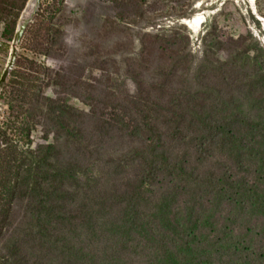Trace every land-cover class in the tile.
<instances>
[{"label":"rangeland","instance_id":"374dc122","mask_svg":"<svg viewBox=\"0 0 264 264\" xmlns=\"http://www.w3.org/2000/svg\"><path fill=\"white\" fill-rule=\"evenodd\" d=\"M23 2L24 0H0V134H6L0 139V150L13 146L20 153H24L23 170H26L31 164L30 160L34 158L31 153L40 146L56 145L64 151L62 160L71 157L73 160L77 159L76 156L70 155L65 147V138L57 134V127L50 120L51 112L42 102L44 98L68 99V105L79 115L75 121L87 134H90L106 100L111 99L116 107L126 98L137 95L138 85L135 84L133 72L141 73L142 79L147 84L157 81L154 70L165 63L158 57V48H155L154 54L150 57V68L146 71L139 69L142 58L141 38L144 35H164L168 38L174 36L172 35L174 33L178 34V37L187 36L188 46L184 48V53L177 58V61L186 55L191 57L190 73L187 77L191 90L207 91L208 95L211 94L223 107L229 105L226 96L233 95L243 105L247 115L254 116V112L250 109L251 100L246 93L234 90L232 85L238 82L236 78L242 76L241 79H245L256 94L264 90V0H140L139 10L136 8L135 0H40L39 7L38 1L35 2L31 16L24 21L29 24L26 26L23 22V27L26 26V29L17 44L13 43L14 37L12 40L7 38L6 28L8 23L15 20V15L19 13L18 7ZM12 3H16L17 7H11ZM140 10L143 11V16L136 24H130L129 19L132 17L135 19L134 13H139ZM23 11L20 12L21 15ZM120 14H125V21ZM44 29H51L50 38L41 48L36 37L45 34ZM243 42L249 45L247 55L252 59L250 65L246 69H242L239 65L232 70V76H226L225 80L222 74L216 77L220 69L214 64V60L219 58L224 61L236 48L235 46L241 47L245 44ZM96 45L101 48L97 52ZM178 45L179 42L174 43V49ZM43 51L48 55L42 54ZM186 64L181 62L180 66L175 65L178 75L183 73ZM175 66L171 65L170 68H176ZM40 67L49 69L53 79H47V75L40 72ZM13 73L28 77L31 81L12 76ZM37 78L44 81L37 82ZM112 79L119 80L115 88H112L114 87L111 85ZM51 80H55L58 86L53 84L47 86ZM31 82L38 87L33 89V92L40 93L41 97L40 102L32 105L21 102V98L26 93L24 91L31 88L29 86ZM213 83L216 88L211 86ZM220 88L224 91L221 92ZM112 90L115 91L117 99L107 95ZM30 100L26 99V101ZM259 106H264V100ZM31 107L35 108V117L27 133L30 140L28 144L24 141L20 129ZM5 137L8 144L2 143ZM136 145L137 142L131 143L129 138H121L116 134L100 144L97 156L103 161L98 168V183L93 185V189H91L92 184L89 183H82L78 188L73 187L71 191L75 190L78 196L72 205L81 202L91 203L89 198L91 192L102 188L113 195L116 194V198L111 196L105 200L106 202L110 200L106 203L108 216L101 212L97 223L105 222L108 218L111 221L117 218L125 205V202L121 203L119 200L124 201L126 198L124 192L128 187L125 184L133 178L135 165L130 163L127 169H121L122 172L116 174L115 165H104V162L109 158L114 159L127 154ZM68 149H71L70 146ZM239 150L240 153H246L242 147H239ZM185 151L189 152V165L198 167L200 174L208 170L219 173L223 171L222 164L225 163L232 166L230 172L234 173L235 179L249 175L246 178L247 187L235 188L239 191L231 195L230 199L234 203L224 199L222 207L217 212H213L211 228L201 230L200 233L204 236L197 239L194 245L196 262L198 264H264V256H260L264 253V175L258 176L255 166H252L250 174L238 172L234 164L220 156L198 163L191 148L181 146L173 149L176 156ZM252 183L258 185L260 190L248 186ZM154 189V194L149 195L148 203L144 204L146 219L141 221L147 223L148 228L155 235L156 242L140 239V236L135 234L133 235L135 240L130 245L134 250L124 253L120 251L122 239L106 234L107 230L96 233L83 229L78 238L69 235L71 244L77 248L83 247L100 263L164 264L158 259L163 258L165 253H162V250L161 253L155 252L163 244L159 238L167 237L169 242L167 246L173 249L176 242L185 244L192 237L186 235L183 230L166 231L161 222L153 221L151 214L154 203H157L163 185L155 186ZM198 190L200 188L194 187V191ZM235 197L238 199L237 202L233 199ZM222 198L220 195L218 199L222 200ZM111 202H116V205H110ZM183 203L181 199L180 207ZM24 209V204L16 202L12 207L9 223L2 227L0 253H6L8 258L7 261H3L0 257V264H13L14 255L10 249L24 239L27 231L37 230V227L29 223ZM225 228L230 230L232 236H227V240L232 244L231 247H225L227 241L222 240L224 234L226 236ZM136 230L140 231V228ZM140 232L143 233L142 230ZM219 243L221 245L216 246ZM50 244V247L55 245ZM27 248L30 257L38 254L44 256L47 253L43 248L30 249V245H27ZM212 249L210 253L209 250ZM57 252L67 253V249L58 246ZM121 257L122 260H119ZM46 260L47 264L63 262L53 255L47 256ZM84 263L90 264L87 260Z\"/></svg>","mask_w":264,"mask_h":264},{"label":"trees","instance_id":"16d2710c","mask_svg":"<svg viewBox=\"0 0 264 264\" xmlns=\"http://www.w3.org/2000/svg\"><path fill=\"white\" fill-rule=\"evenodd\" d=\"M28 1L24 0L18 7L19 13L15 15V20L8 23L6 36L9 40L14 37L20 12L24 10ZM135 1L139 10L140 0ZM10 5L17 7L16 3ZM142 12L140 10L139 13H134L135 19L130 18V24H136L143 16ZM120 16L125 21V14ZM50 31L51 29H44L45 34L36 37L39 47L42 48L43 43L49 41ZM172 35L174 36L168 38L164 35L142 36V58L139 69L146 71L150 68V57L154 54L155 48H158V57L165 61L154 70L157 81L147 84L142 79L141 73L133 72L135 84L138 85L137 95L126 98L116 107L111 99L106 100L90 134H87L75 121L79 115L68 105V99L42 100L51 112L50 120L57 127V134L65 138V147L70 155L77 157L76 160L72 157L62 160L63 149L56 145H45L31 153L34 158L30 160L31 164L26 170H23L24 153H20L13 146L0 150V234L2 227L11 219L12 207L16 202L24 204L29 223L37 227L36 231L33 229L27 231L24 239L10 249L14 255L13 264H47L46 257L50 255L61 259L63 262L60 264H85L86 260L90 264H105L98 262L83 247L77 248L71 244L69 235L78 238L83 229L96 233L107 230L106 234L122 239L120 251L124 253L134 250L130 245L135 240L133 236L135 234L140 236V239L156 242L152 230L141 220L146 219L144 204L148 203L149 195L154 194V187L160 185H163V191L157 203H154L151 214L153 221L161 222L166 231L183 230L192 239L185 244L176 242L174 248L170 249L167 246L168 238H159L163 244L155 252L161 253L162 250L165 258L158 260L164 264H198L194 245L197 239L204 236L200 233L201 230L211 228L213 212H217L222 207L224 199H228L227 202L233 201L230 199L231 195L239 191L235 188L247 187L246 178L249 175L235 179L234 173L230 172L232 166L225 163L222 164L223 171L219 173L208 170L200 174L198 167L189 165L188 151L176 156L173 149L181 146L191 148L198 163L220 156L234 164L238 172L250 174L252 166H255L256 174L264 175V106H259L264 100V90L256 94L250 88L251 85L245 79H241L242 76L236 78L238 82L232 85L234 90L246 93L251 100L250 109L254 112L253 117L247 115L243 105L233 95L226 96L229 105L223 107L211 94L208 95L207 91H192L187 81L191 57L186 55L177 61V58L184 53V48L188 46L189 38L182 35L178 37V34L174 33ZM178 42V47L174 49V43ZM220 44L223 47V44ZM235 47L224 61L219 58L214 60V64L220 69L216 77L222 74L225 80L226 76H232L233 69L239 65L242 69H246L252 62L247 55L249 49L247 43ZM100 49V46L96 45L95 51ZM42 54L47 52L43 51ZM181 62L187 64L183 73L178 75L175 65L180 66ZM171 65L176 68L171 69ZM40 72L46 74L47 79H53L49 69L40 67ZM12 76L31 81L18 73H13ZM36 80L44 81L41 78ZM112 82L111 85L114 86L112 88H115L119 80L112 79ZM50 84L58 86L55 80H51L47 86ZM29 86L31 88L24 91L26 93L21 98V102L37 104L41 101L40 93L33 92V89L38 87L33 82L29 83ZM211 86L216 88L214 83ZM220 91L223 92L224 89L220 88ZM107 95L117 99L114 90ZM26 99L31 100L26 101ZM13 102L12 98V105ZM216 104L218 105L215 106ZM34 113L35 108L31 107L20 129L24 141L28 144L30 140L27 133L32 126ZM113 134L121 138H129L131 143L137 142V145L121 157L105 160L104 165H115L114 170L119 174L121 169H127L131 163L135 165L134 174L125 184L128 187L124 192L126 198L124 201L119 200L121 203L125 202L120 215L112 221L108 218L106 223L99 224L98 218L101 212L106 213L108 207L106 203L110 201L105 200L111 196L116 198V194L97 188L89 195L91 203L81 202L74 206L72 203L78 194L71 189L80 187L82 183L92 184L91 189H93V185L98 183V168L103 161L97 156L98 146L110 139ZM4 136L5 133L0 134V139ZM2 143L8 144L6 137ZM69 146L71 149H68ZM239 147L244 148L246 153H240ZM248 186L260 190L254 183ZM194 187L200 190L194 191ZM220 195L223 197L222 200L218 199ZM181 199L184 201L182 207H180ZM233 199L238 201L236 197ZM115 203L111 202L110 205H116ZM106 215L108 216L107 213ZM138 227L143 233L136 230ZM224 231L226 236L224 234L222 240L227 241L225 247H231L232 244L227 240V236L232 237L230 230L225 228ZM50 243L55 245L50 247ZM27 245H30V249L43 248L47 253L44 256L38 254L30 257ZM220 245L219 243L216 246ZM58 246L67 249V253L57 252ZM209 251L211 253L213 249ZM262 255L264 256V253L260 256ZM0 257L3 261H7L6 253H0ZM120 259L122 260V257ZM116 264L121 263L116 262Z\"/></svg>","mask_w":264,"mask_h":264},{"label":"water","instance_id":"95a60500","mask_svg":"<svg viewBox=\"0 0 264 264\" xmlns=\"http://www.w3.org/2000/svg\"><path fill=\"white\" fill-rule=\"evenodd\" d=\"M30 2H31V0L28 1L27 5H26V8H25V10L23 11V13H22V15H21V18H20L19 23H18V26H17L16 33H15V36H14V41H13V43H17V44L19 43V41H20V39H21V37H22V35H23L25 29H26V26L29 24V22H28V23L24 22V23H26V26H25V28L22 30V32L18 35V33H19L18 30H19V27H20L21 21H22V19L24 18V14L27 12V9H28V7H29ZM37 3H38V7H39L40 0H38ZM33 17H34V15H33ZM33 17H32V18H33Z\"/></svg>","mask_w":264,"mask_h":264},{"label":"bare ground","instance_id":"6f19581e","mask_svg":"<svg viewBox=\"0 0 264 264\" xmlns=\"http://www.w3.org/2000/svg\"><path fill=\"white\" fill-rule=\"evenodd\" d=\"M38 0H31L29 7L27 9V12L24 14V18L22 19V22L20 24L19 30H18V35L22 32V30L24 29L23 27V22L25 21L26 18L30 17L34 8H35V2H37Z\"/></svg>","mask_w":264,"mask_h":264}]
</instances>
